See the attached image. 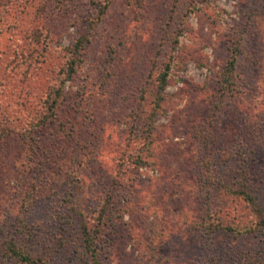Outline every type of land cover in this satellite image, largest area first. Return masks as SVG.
<instances>
[{
    "label": "rangeland",
    "instance_id": "obj_1",
    "mask_svg": "<svg viewBox=\"0 0 264 264\" xmlns=\"http://www.w3.org/2000/svg\"><path fill=\"white\" fill-rule=\"evenodd\" d=\"M48 86L61 95L36 151L0 139V264L13 261L1 243L15 217L27 218L17 194L43 176L31 217L65 219L37 241L52 264L264 263V227L247 233L264 213V0H0V127L21 133ZM243 185L257 205L236 195ZM216 220L228 233L203 235ZM82 223L98 231L95 260Z\"/></svg>",
    "mask_w": 264,
    "mask_h": 264
},
{
    "label": "trees",
    "instance_id": "obj_2",
    "mask_svg": "<svg viewBox=\"0 0 264 264\" xmlns=\"http://www.w3.org/2000/svg\"><path fill=\"white\" fill-rule=\"evenodd\" d=\"M36 43V42H35ZM71 44H69L70 46ZM48 44L43 43L42 47H40V50H43L41 53V61L40 64L42 65L44 63V55L46 54V47ZM240 48H237L235 46H232L228 55V58L226 60V65L228 66L227 71H233V66L235 65V59H236V54ZM32 53V52H30ZM29 53V54H30ZM79 64L78 56L75 54L74 57L70 58L67 63L65 64V68L63 70L64 78L65 80L67 77H70L75 69L76 66ZM225 70V68H223ZM222 69V70H223ZM166 74V70L160 72L161 78L164 77ZM157 76V77H158ZM223 76V75H222ZM164 79V78H163ZM157 80V79H156ZM222 82L220 84L219 90L222 92H229L233 90L232 88V81L227 77V75L223 76L221 78ZM49 90V93H48ZM53 94L50 92L49 86L47 87L46 91V96L44 100L42 101L43 104L45 105L44 109L42 110L41 114L38 117L32 118L28 122L25 123V128L21 133L18 131V129H12L10 126H1L0 127V139L4 138L6 135H9L11 133L18 134L22 137V139L25 140V143L32 148L34 151H36V148H38V145L36 143V139L34 138L35 131L39 130L40 128H44V126L50 122H52L55 117V108L57 107L59 101L58 97L61 95V86H58L57 88H54ZM49 102V103H48ZM158 106V104H156ZM4 119V116L0 117V120ZM4 124L6 123L3 122ZM42 128V129H43ZM28 131V132H27ZM23 132H27L26 134ZM34 153V152H33ZM83 156V154H80V157ZM31 163V162H30ZM31 164H29L30 166ZM32 166L30 167V169ZM44 175H46L44 173ZM213 174L206 175L204 177L203 183H208V187L212 186L214 183H217L214 177H212ZM43 176V175H41ZM48 178L43 176L40 182L37 184L35 183H30L28 187H25L23 189V192H18V198L16 199L15 205L18 204L19 208H21L23 216L25 215L27 218L25 219L24 217H15L16 221L15 224L13 225L14 227L12 228L13 231L10 234L9 238L4 239V242L1 243L2 247L1 250L2 253H4L3 256L10 257L13 259L11 261L12 264H52L50 259V254L49 253H43L45 252L47 248L48 251V243H46V248L41 249L40 247L37 246L38 243V238L39 236L43 238L46 234L44 233L46 229L47 222H55V218L59 219L60 223L65 222V219L60 216L56 215V217L53 219L50 218V215H45L43 213L40 216L32 215L34 210H30L35 208H39V206L43 203L42 202V196L46 192L45 185L48 183ZM19 180H17L18 182ZM242 193H236V195H242L244 194L246 196V200L249 201L251 206H255L258 203V199L254 196V193L252 190H247L245 186L243 185ZM251 189V186H250ZM238 192V191H236ZM256 209L259 211L258 218L253 220L252 222H249V225L247 226V233L252 232V230L257 229L256 227H261V229L264 227V213H262L259 208L256 206ZM16 213V212H15ZM17 214V213H16ZM49 214V213H48ZM31 217V218H29ZM202 231V234L205 235L207 233H216L217 235L219 233H228L230 229V224L225 223V220L218 221L216 220L214 224L210 223L206 225H199ZM216 231V232H215ZM80 242L82 248L86 253H88V256L90 258H93L95 260V252L97 253V247L95 249V243H98V231L94 229V234L86 227L84 223L80 225ZM232 234V233H230ZM28 240L29 242L25 241ZM96 240V241H95ZM230 241L228 242L227 247H231L233 245V241L229 239ZM95 241V243H94ZM51 244V243H50ZM96 250V251H95ZM224 252V251H223ZM231 250H228L227 252V258L231 259L232 261L235 260L232 257H234V254H230ZM225 253V252H224ZM226 254V253H225ZM211 257L209 258V260ZM8 260V258H7ZM236 264H239V261H234ZM94 264L96 263L95 261L93 262ZM243 264H253L251 262H248L247 260ZM258 264H264V263H258Z\"/></svg>",
    "mask_w": 264,
    "mask_h": 264
}]
</instances>
